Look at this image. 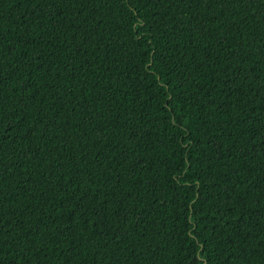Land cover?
<instances>
[{
    "label": "trees",
    "instance_id": "1",
    "mask_svg": "<svg viewBox=\"0 0 264 264\" xmlns=\"http://www.w3.org/2000/svg\"><path fill=\"white\" fill-rule=\"evenodd\" d=\"M0 264H264V0H0Z\"/></svg>",
    "mask_w": 264,
    "mask_h": 264
}]
</instances>
